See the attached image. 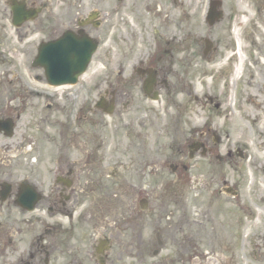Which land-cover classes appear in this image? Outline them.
<instances>
[{"label": "flooded vegetation", "instance_id": "af4514ba", "mask_svg": "<svg viewBox=\"0 0 264 264\" xmlns=\"http://www.w3.org/2000/svg\"><path fill=\"white\" fill-rule=\"evenodd\" d=\"M103 1L109 5L106 0H0V264H229L230 255L237 261L239 230L225 217L238 224L244 216L253 219L256 209L264 214V197L241 205L238 183L231 182L228 169L221 168V176L216 173L214 164L231 162L227 157L232 152L219 153L220 137L206 124L177 145L161 147L155 136H129L126 116L128 111L175 107L173 95L192 59L199 56L214 64L224 46L237 43L231 33L238 27L234 22L249 25V3L255 1L244 0L242 10L230 9L228 19L219 9L222 3L214 0L217 18L209 21L207 5L195 30L178 34L160 26L152 8L143 7L140 0H117L118 6L125 4L124 14L136 19L141 41H135L139 32L133 27L120 34V56L108 55L103 70L89 81L87 92L97 94L91 103L66 106L48 101L30 86H47L44 70L33 65L37 43L67 31L103 41L111 12ZM238 15L240 20H235ZM203 24L206 30L217 26L221 31L202 37ZM12 43L20 46L18 55ZM207 95L210 104L217 102ZM45 109L68 111L56 119L55 137L45 138L55 143V152L32 157L22 151L27 136L23 128L29 124V119L27 124L23 120L26 112ZM106 109L112 113L105 114ZM81 110L87 112L82 120ZM181 188L182 205L171 200ZM108 189L118 190L117 198L108 200ZM161 190L168 196H155ZM191 191H196L195 199ZM171 204L180 212L177 222ZM238 235L237 240L244 236ZM222 236L233 243L222 242ZM207 238L210 251L197 250L196 243ZM204 254L206 259L220 257L205 261L199 257Z\"/></svg>", "mask_w": 264, "mask_h": 264}, {"label": "rangeland", "instance_id": "374dc122", "mask_svg": "<svg viewBox=\"0 0 264 264\" xmlns=\"http://www.w3.org/2000/svg\"><path fill=\"white\" fill-rule=\"evenodd\" d=\"M106 1L109 5H105L103 1L105 10L111 6V12L107 15L104 27V30L107 31V36L103 41L99 42L87 71L81 76L77 85L64 92H62L61 88L56 91L48 88L49 97L52 96L61 105L79 106L83 105V102L87 104L92 102L97 94L94 92L90 93V91L87 92L89 81L93 74L98 76L100 71L103 70L105 58L108 55L113 57L120 56L122 43H124L120 40V34H125L129 30L128 26L139 32V39L137 34L135 41H141L140 30L134 26L137 23L136 19L133 18L131 13L124 14L126 10L125 4L122 7L121 5L118 6L117 0ZM174 1L183 3L175 5ZM213 1L155 0L153 2V0H140L143 7L152 8L150 11L160 26H167L178 34L181 33V30L184 32L187 29L193 32L196 23L199 21L198 18L204 13L207 5H210ZM218 1L222 3L219 9L223 11L224 15H227L228 19H230V15H233L230 9L241 10L240 7L245 6L243 4L244 0ZM254 1L252 2L254 5L249 3V6L251 5L250 17H253L250 19V24L244 27L242 22L240 24L234 22V25L238 24V27L233 26L234 31L231 29V33L236 39L237 37L240 39V50L235 48V43H232L230 47L224 46L221 50V56L214 60V64L203 61L204 59L199 56L192 59L188 74L184 75L182 80L180 79L178 91L173 95L174 101L172 103H175V107H170L168 111L157 110L150 112L148 108L146 111H128L126 116L127 124H129L127 126L129 136L140 134L155 136L158 138V143L162 145L161 147L177 145L188 136V133L198 129L203 124L212 126V130L215 131L221 140L219 153L226 154L225 152H228V150L232 152L231 156L227 157L231 159V162L225 161L228 165L226 163L220 165L218 162L214 164L216 173L221 176L220 169H228L225 173H229L228 177L231 182L235 180L238 183L236 185L240 189L241 197L239 201H241V205L245 204V200L256 203L264 197V0ZM152 2L153 6L150 7L149 4ZM115 6L118 7L115 9ZM135 16L137 15L134 14ZM139 18L142 17L139 16ZM143 18H145V15H143ZM235 20H240V16L238 15ZM110 21H112L110 27H107V23ZM201 26L200 35L202 37L204 34L215 36L221 31H218L217 26L207 30L205 24ZM145 34L143 33V35ZM18 46L16 43L11 45L15 55H18V48L20 47ZM231 54L237 55V57L234 56L235 60L228 59ZM197 61L200 62L203 68L197 65ZM29 71L38 70L29 69ZM67 91H72V93H66ZM204 94H212L211 97H214L220 103V107L215 108L213 104H210L205 98L209 96H204ZM161 103H154V105H160ZM67 111L45 109L39 112L33 110L26 112L24 117L26 120H23V123L27 124L29 122V124L26 130L23 128L27 136L23 140L22 151L32 157L40 158L54 153L55 143L45 138L55 137V132L58 131L56 119L64 118ZM78 113L82 120L84 119L82 117L87 112L81 110ZM104 118L108 119L107 116ZM28 119L29 121H27ZM167 126H169V129L166 132ZM85 129L84 135H87V125ZM232 174L234 177L231 176ZM191 193V196L195 199L194 197L196 196L193 193H196V191H191ZM115 194H119V191L108 189V200L117 198ZM156 194L158 198L161 196V199L165 195L168 196L167 191L163 190L155 193V196ZM184 195V188L174 190V198L171 200L178 201L182 205ZM146 197L145 199H147ZM223 199L233 200L226 195H223ZM170 209L174 210L173 215L177 222L178 219L176 217L180 215L177 205L171 204ZM256 212L258 214L256 213L252 217L253 219L244 216V222L240 218L238 224L235 218L225 217V221L234 223L237 227L236 229L239 230L235 238L237 261H233V257L230 255L229 264H264V231L262 229L264 226V214L258 209H256ZM146 231H150V227ZM225 231L226 227L223 231L224 235ZM241 232L244 236L237 240L238 234ZM223 238L221 239L222 242L233 243V240L229 241L227 238ZM208 240L209 238L204 240L203 243L198 241L195 248L197 250L203 248L205 253L210 251L211 247L206 242ZM212 248L227 254L220 246H212ZM206 256L208 254L200 255L199 257L205 258ZM219 257L220 255H213L207 259L205 258V261L210 260V258L216 260ZM209 263L213 264V262ZM193 264L205 263L193 262Z\"/></svg>", "mask_w": 264, "mask_h": 264}, {"label": "water", "instance_id": "95a60500", "mask_svg": "<svg viewBox=\"0 0 264 264\" xmlns=\"http://www.w3.org/2000/svg\"><path fill=\"white\" fill-rule=\"evenodd\" d=\"M97 43L86 36L79 41L67 37L61 43H44L39 47L37 61L44 67L50 84L74 83L86 70Z\"/></svg>", "mask_w": 264, "mask_h": 264}, {"label": "bare ground", "instance_id": "6f19581e", "mask_svg": "<svg viewBox=\"0 0 264 264\" xmlns=\"http://www.w3.org/2000/svg\"><path fill=\"white\" fill-rule=\"evenodd\" d=\"M240 9H243V7L241 6ZM237 73H239V72H237Z\"/></svg>", "mask_w": 264, "mask_h": 264}]
</instances>
